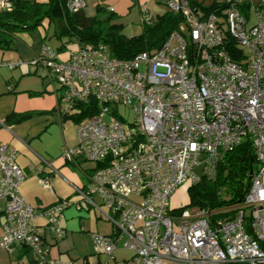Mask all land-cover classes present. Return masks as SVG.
Returning <instances> with one entry per match:
<instances>
[{
    "label": "built area",
    "instance_id": "1",
    "mask_svg": "<svg viewBox=\"0 0 264 264\" xmlns=\"http://www.w3.org/2000/svg\"><path fill=\"white\" fill-rule=\"evenodd\" d=\"M164 1L182 21L156 50L117 58L105 43H82L60 58L45 45L29 62L53 72L62 115H78L81 104L97 106L77 122V144L61 153L65 161L94 164L72 199L37 207L20 193L25 174L16 152L0 143V249L21 244L40 264H72L50 257L43 237L47 229L63 238L64 209L85 202L112 225L110 234H92L95 253L112 256L121 243L133 251L134 264H264V0H220L223 17L204 15L188 0ZM85 4L67 0L66 8L75 12ZM11 9L0 0V10ZM141 12L150 24L145 4ZM224 30L242 50L239 60L225 49ZM120 108H129L132 118L126 121ZM0 126L7 127L1 120ZM246 138L258 167L229 219H212L199 206L170 207L179 186L214 177L223 153ZM40 182L50 186L48 177Z\"/></svg>",
    "mask_w": 264,
    "mask_h": 264
},
{
    "label": "crops",
    "instance_id": "2",
    "mask_svg": "<svg viewBox=\"0 0 264 264\" xmlns=\"http://www.w3.org/2000/svg\"><path fill=\"white\" fill-rule=\"evenodd\" d=\"M102 1L85 0L83 14L87 17L94 16L97 8L101 7V14L110 13L113 17H124V5L125 1H128L137 3L136 17H141V6L145 4L148 8L151 3V0H113L103 6ZM197 1L211 3L210 0ZM166 11L150 14L157 17ZM59 23L55 25L58 31L55 29L54 34L59 35ZM50 24L51 21H44L42 26L35 29L39 30L38 32H18L8 49H0V63L22 61L12 69L5 65L0 66V120L7 126H0V143L16 152V162L25 174V179L19 187L20 193L37 207L48 206L62 199H72L75 195L74 187L88 182V172L93 167V164L83 162L82 159H77L74 163L61 157L64 149L77 144V123L59 113L56 94H53V89L48 88L51 81L44 79L47 72L44 69L38 71V67L29 64L34 54L45 46L46 30ZM66 55L59 57L64 58ZM28 113L31 115L20 119V115ZM48 163L52 165L53 170L48 168ZM41 177H48L49 187L41 184ZM4 204L5 201L0 200V232L4 222ZM36 223L45 225L46 220L44 217H38ZM61 225L66 232L61 239L55 238L52 232L45 230L43 243L49 248L50 257L71 261L72 264H101L103 259L106 264H133V252L121 245L114 250L111 263L106 255L101 256L104 253L94 252L92 234H110L112 225L85 202L69 203L63 211ZM25 248L24 245L15 244L10 251L0 249V264H30V257Z\"/></svg>",
    "mask_w": 264,
    "mask_h": 264
},
{
    "label": "trees",
    "instance_id": "3",
    "mask_svg": "<svg viewBox=\"0 0 264 264\" xmlns=\"http://www.w3.org/2000/svg\"><path fill=\"white\" fill-rule=\"evenodd\" d=\"M9 1L12 3V9L0 10V49H8L18 32L38 29L44 21L59 20L58 36L67 37L59 49H62L63 45L70 40L79 45L102 42L108 45L112 56L130 58L140 51H153L162 47L170 33L176 30L182 21L180 14L166 11L158 15L154 22L142 23L139 34L128 37L122 33V24L110 21L112 14L109 12L106 15L101 14V7L97 8L94 16L87 17L83 14V9L69 11L66 8L67 0ZM188 1L192 7L199 9L204 15L214 13L218 17H223L226 5L221 1L215 0L209 4L197 0ZM223 43L229 55L234 60H239L243 52L225 30ZM78 107L80 110L78 115L68 116L76 123L97 111V106L91 104H81ZM29 115L31 114L20 115V119ZM257 167L258 160L251 140L248 138L241 140L223 153L217 162L214 177L202 176L197 183L188 187V205L205 208L212 213V219H229L234 214L235 207L243 202ZM181 208L175 210L178 211ZM260 246L264 250V242H261ZM26 250L30 257V264H40L31 255L29 249Z\"/></svg>",
    "mask_w": 264,
    "mask_h": 264
},
{
    "label": "rangeland",
    "instance_id": "4",
    "mask_svg": "<svg viewBox=\"0 0 264 264\" xmlns=\"http://www.w3.org/2000/svg\"><path fill=\"white\" fill-rule=\"evenodd\" d=\"M112 1L113 0H103L102 1L104 4L103 6H106L108 3H112ZM156 1H158V2H156ZM210 1L212 2V0H210ZM257 2H258V0H254V3H257ZM136 5H137V3L132 4L128 1H125L124 10L126 11L125 12L126 15L124 13V15H125L124 17H112L110 20L112 23H121L123 25L122 26V33L123 34L135 35V34L141 32V30H142V23H143L142 12H141V17H136V13L138 10ZM148 10H150L149 11L150 13L152 12L153 14H155L156 12L160 13V12L168 10V7H167L164 0H151V3L148 6ZM156 18L157 17H152L151 22H154L156 20ZM59 22H60L59 20H57V21L52 20L51 21L49 28L46 30V38L44 40H45V45L50 47L59 56H65L66 53H68L69 51L78 50L79 49V43H77L73 40H70L69 42L67 41L65 45H63L64 47L62 49H59V47L62 45V43L67 40V37L65 35L60 37V36H58L57 33L54 34L55 29H56V31H58V28L55 27V25H58ZM183 29H185V28L183 27ZM38 31L39 30H35L32 32H38ZM42 33L44 34L45 32H42ZM243 49H244V52L247 54V48L243 47ZM39 53H40V50L34 54V56L31 60L35 59L39 55ZM31 60H29V61H31ZM39 70H42V68L40 66H38V71ZM43 73H45V71H43ZM45 75L46 76H44V79L51 81L48 88L51 90L53 89V94L54 95L56 94V97H57V95L59 96L62 91L60 89H58L59 83L57 82V80L54 79L53 72L51 73L50 71H47V74H45ZM120 111L125 112V117H123V118L126 121H128L129 119L132 118L133 114L131 113L129 108H127V109L120 108ZM83 162H86L88 164H94L93 161H88V160H84ZM200 169L201 168H197L196 172L200 173ZM189 186H190L189 184L181 185L173 192V194L169 200V205L171 208H173V209H176L179 207H185L186 209L191 208V206L188 205V200H189L188 187ZM133 199L138 200L137 197L136 198L133 197ZM96 200H99V198L96 197ZM118 245H121V243H119ZM92 249L94 250L93 244H92ZM2 251H10V250L4 249ZM101 256L105 257V254H101ZM112 257L113 256H108L110 263L113 261ZM101 264H106L104 259H103Z\"/></svg>",
    "mask_w": 264,
    "mask_h": 264
}]
</instances>
